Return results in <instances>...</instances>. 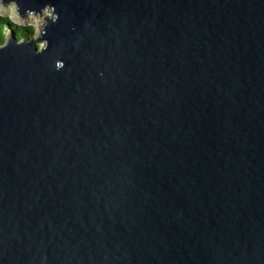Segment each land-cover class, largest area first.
Returning a JSON list of instances; mask_svg holds the SVG:
<instances>
[{
	"label": "water",
	"instance_id": "obj_1",
	"mask_svg": "<svg viewBox=\"0 0 264 264\" xmlns=\"http://www.w3.org/2000/svg\"><path fill=\"white\" fill-rule=\"evenodd\" d=\"M1 1L0 264H264V0Z\"/></svg>",
	"mask_w": 264,
	"mask_h": 264
},
{
	"label": "rangeland",
	"instance_id": "obj_2",
	"mask_svg": "<svg viewBox=\"0 0 264 264\" xmlns=\"http://www.w3.org/2000/svg\"><path fill=\"white\" fill-rule=\"evenodd\" d=\"M50 14L51 10L46 8L41 13H27L25 16H21L14 3L4 4L0 0V19L3 20L2 27L4 25V41H8L9 36L14 37L15 31L26 33L27 30L31 32V36L23 39H36L45 24V16ZM44 45L43 40L36 42L37 47Z\"/></svg>",
	"mask_w": 264,
	"mask_h": 264
},
{
	"label": "trees",
	"instance_id": "obj_3",
	"mask_svg": "<svg viewBox=\"0 0 264 264\" xmlns=\"http://www.w3.org/2000/svg\"><path fill=\"white\" fill-rule=\"evenodd\" d=\"M3 20L0 19V44L3 43V40H4V25L2 27V22ZM26 31V30H25ZM28 32V33H27ZM31 36V32L30 31H26V33L24 32H21V31H15L14 32V37L16 38H29Z\"/></svg>",
	"mask_w": 264,
	"mask_h": 264
}]
</instances>
